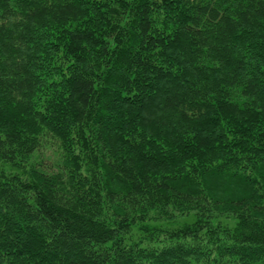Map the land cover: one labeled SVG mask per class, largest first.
Listing matches in <instances>:
<instances>
[{
    "label": "trees",
    "instance_id": "16d2710c",
    "mask_svg": "<svg viewBox=\"0 0 264 264\" xmlns=\"http://www.w3.org/2000/svg\"><path fill=\"white\" fill-rule=\"evenodd\" d=\"M0 264H264V0H0Z\"/></svg>",
    "mask_w": 264,
    "mask_h": 264
},
{
    "label": "rangeland",
    "instance_id": "374dc122",
    "mask_svg": "<svg viewBox=\"0 0 264 264\" xmlns=\"http://www.w3.org/2000/svg\"><path fill=\"white\" fill-rule=\"evenodd\" d=\"M44 150L46 152V155H48V157L45 156V158H44V162L46 165L51 166L52 163L59 160V157L56 155V153H54L53 149H47L46 148Z\"/></svg>",
    "mask_w": 264,
    "mask_h": 264
}]
</instances>
